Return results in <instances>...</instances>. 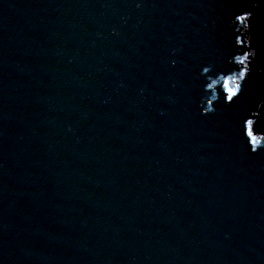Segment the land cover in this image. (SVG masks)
Segmentation results:
<instances>
[{"label": "water", "instance_id": "water-1", "mask_svg": "<svg viewBox=\"0 0 264 264\" xmlns=\"http://www.w3.org/2000/svg\"><path fill=\"white\" fill-rule=\"evenodd\" d=\"M264 0H0V264H264Z\"/></svg>", "mask_w": 264, "mask_h": 264}, {"label": "trees", "instance_id": "trees-1", "mask_svg": "<svg viewBox=\"0 0 264 264\" xmlns=\"http://www.w3.org/2000/svg\"><path fill=\"white\" fill-rule=\"evenodd\" d=\"M258 38L264 42V26H262L260 28V30L258 31ZM258 129L260 130H264V117H263V122L259 125H257Z\"/></svg>", "mask_w": 264, "mask_h": 264}]
</instances>
